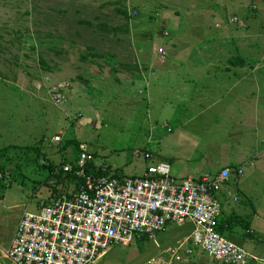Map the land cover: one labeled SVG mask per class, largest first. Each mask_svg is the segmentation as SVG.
I'll use <instances>...</instances> for the list:
<instances>
[{
  "label": "rangeland",
  "instance_id": "1",
  "mask_svg": "<svg viewBox=\"0 0 264 264\" xmlns=\"http://www.w3.org/2000/svg\"><path fill=\"white\" fill-rule=\"evenodd\" d=\"M207 68L237 71L224 79H238L223 103L234 120L208 122L200 101L177 123L168 112L184 110L168 103L167 81L176 74L180 87L193 79L184 71ZM245 77L249 104L248 83L238 85ZM51 88L61 105L51 102ZM80 147L93 166L128 175L158 160L177 177L239 167L226 186L264 206V0H0V264H11L5 250L22 211L74 182L49 172L75 162ZM244 198L243 211L234 210L239 201L223 211V230L264 264V220H249ZM191 229L171 225L156 239L167 245ZM154 249L151 240H133L92 264H136ZM190 261L213 264L194 248Z\"/></svg>",
  "mask_w": 264,
  "mask_h": 264
},
{
  "label": "built area",
  "instance_id": "2",
  "mask_svg": "<svg viewBox=\"0 0 264 264\" xmlns=\"http://www.w3.org/2000/svg\"><path fill=\"white\" fill-rule=\"evenodd\" d=\"M236 21L231 15L226 22ZM156 57L165 61L162 47H157ZM50 100L61 105L64 97L51 88ZM80 150L75 162H62L50 171L70 174L74 182L69 189L50 192L35 210L22 211L5 250L11 264H92L109 248L126 247L133 240H151L155 246L136 264H194L192 247L213 264H247L252 259L218 230L219 194L228 182L238 180L239 167L178 178L158 160L139 175H120L104 166L89 171L88 157ZM188 224L191 231L173 243L157 241L158 233L171 225Z\"/></svg>",
  "mask_w": 264,
  "mask_h": 264
},
{
  "label": "crops",
  "instance_id": "3",
  "mask_svg": "<svg viewBox=\"0 0 264 264\" xmlns=\"http://www.w3.org/2000/svg\"><path fill=\"white\" fill-rule=\"evenodd\" d=\"M229 70L230 69L214 70V69H210V68H207V69H189V71H184L183 74H181L179 76L190 77L193 79L189 80L188 83H186V81H182V84L180 87L176 86V84H175V77L177 75L176 74L171 75V77L173 79H171L169 81H173V82L171 83V82L167 81V83H166V96H167L168 103L174 104L176 106V108H183L184 111L181 113V115H180V111H179V114L175 113V112L174 113L168 112V116L173 117L171 119H173V120L175 119L177 121V123H180L182 121H188V119H186V117L190 113L187 114V113H185V111L188 108H190V109L197 108L196 103H199L200 101H202V103L205 104V106H206L202 117L206 118V120L208 122L209 121H212V123L216 122V119H220V116H223L224 118L225 117L228 118L230 116L232 118V120H234V114L230 110L226 109L225 108L226 106H224V104H223L224 102H226L230 99V97L227 96L230 94V87L233 88L234 83L237 82V80H238V79L233 80L234 82L230 83L229 85L227 84V82L224 83L225 82V80H224L225 76H227V75L232 76L233 72H237L234 70H231V71H229ZM244 80H246V82L248 83L249 79H248V77L243 78L242 80L239 81L238 85H243ZM238 85H236V88ZM216 86H218V88L220 86L221 87L219 89H215ZM180 89H181V91H180ZM224 89H226V91ZM178 91H180L182 93H178ZM214 91L218 92V94H216L215 96H214ZM249 95H250V84L248 83L245 86V91H243V98H242L243 104H245V102H247V104H249V100L251 101V98ZM193 118H194V116H193ZM171 119H170V121H173ZM232 120L230 122H232ZM226 122H228V121L226 120ZM222 167H224V166H222ZM222 167H220V168H222ZM218 169L219 168H217L215 171H217ZM169 173H170V169H169ZM212 173H213V171H212ZM212 173L210 172L208 174L211 175ZM118 174L122 175L124 173H118ZM124 175H128V174H124ZM170 175L174 176L171 173H170ZM174 177H177V176H174ZM178 178H182V177L178 176ZM240 185H242L241 187L243 188L244 191H246L244 185L243 184H240ZM235 186H232L230 188L227 187L226 189H224L219 194V199L221 201V210H220L219 216L222 219H224L225 216L223 215V211L225 210V208L227 209L228 205L233 204L235 202H238L239 197H241V195H245L244 201H247V203H249L250 206H252V211H253V213H252L253 216L249 220H253V219L264 220V206H262L261 200L255 199L254 197H251L250 198L251 201H250V199L248 198L250 196L247 197L249 192L246 191V194H244L242 192V190H240L239 193H237L238 187L237 186L235 187ZM233 197L235 199H233ZM240 206H241V202H240ZM232 210L233 209L228 210V212L232 211ZM234 210H235V212L239 213V211L241 212L244 209L241 206V208H237ZM236 245H238V244H236ZM238 246L241 247L240 245H238ZM251 257H253V258L251 260H249V262H248L249 264H253V262L256 260L254 256H251Z\"/></svg>",
  "mask_w": 264,
  "mask_h": 264
},
{
  "label": "trees",
  "instance_id": "4",
  "mask_svg": "<svg viewBox=\"0 0 264 264\" xmlns=\"http://www.w3.org/2000/svg\"><path fill=\"white\" fill-rule=\"evenodd\" d=\"M4 149H6V148H4ZM87 167V169L90 171L91 170V168L93 167V165L91 164V163H87V165H86ZM90 168V169H89ZM87 171V170H86ZM49 174H50V172H49ZM59 174V173H58ZM58 174H55V175H51L50 174V176H58ZM66 175H69V174H65V176ZM70 177H71V180H74L73 179V177L70 175ZM50 192L51 193H54L55 192V189L52 187L51 189H50ZM224 227H225V218L224 219H222L220 216H219V220H218V230L220 231V233L224 236V237H226L227 238V236L225 235V231L223 230L224 229ZM192 248H194V247H192ZM194 249H196V248H194ZM197 250V249H196ZM192 263H193V261H192Z\"/></svg>",
  "mask_w": 264,
  "mask_h": 264
},
{
  "label": "bare ground",
  "instance_id": "5",
  "mask_svg": "<svg viewBox=\"0 0 264 264\" xmlns=\"http://www.w3.org/2000/svg\"><path fill=\"white\" fill-rule=\"evenodd\" d=\"M253 258V257H252ZM253 261V260H252ZM249 264V263H248Z\"/></svg>",
  "mask_w": 264,
  "mask_h": 264
}]
</instances>
